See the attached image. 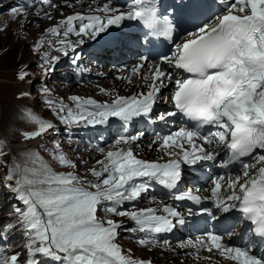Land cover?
I'll use <instances>...</instances> for the list:
<instances>
[{
    "label": "snow or ice",
    "instance_id": "6c2138e0",
    "mask_svg": "<svg viewBox=\"0 0 264 264\" xmlns=\"http://www.w3.org/2000/svg\"><path fill=\"white\" fill-rule=\"evenodd\" d=\"M84 3L63 0L68 8ZM44 7L58 9L60 5L51 0H23L9 11L26 22L30 15L26 9L39 15ZM170 7L171 18L159 14L155 0H133L127 10L113 7L112 0L102 6L93 0L85 12L66 16L61 12L63 18L45 29L44 36L32 45L38 52L50 37L48 48L64 57L73 53L71 64L75 66L81 58L76 49L86 40L97 41L124 21L138 22L148 35L163 37L174 46L170 55L156 61L140 56L124 70L126 74L116 77L128 85L135 77L139 81L135 86L145 90L128 96L117 93L111 102L71 95V104L51 96L45 103L66 131L107 125L112 118L122 126L136 119L167 125L169 118L177 115L185 118L188 126L166 135L154 134L148 147L156 146L155 150L163 153L157 160L139 158L134 152L143 132L120 135L109 148L94 149L102 158L86 176L55 171L39 151L20 153L18 159L3 166L6 171L0 178V211L7 213L0 218V264H151L124 253L117 243L121 231L142 234L137 241L141 247L169 245L167 239H158L159 235L171 233L185 219L175 208L145 194L155 183L175 201L199 204L202 197L192 190L173 194L183 180L182 165L215 163L221 151L226 159L218 166L239 164V173L213 177L211 188L206 189L210 196L204 199L211 200L216 211H237L243 221L250 222L249 231L264 240V0H179ZM40 18L52 20L53 16L45 11ZM181 31L184 38L176 43ZM72 36L78 39L73 41ZM40 59L39 67L47 77L60 58L45 51ZM29 75L19 71L17 79L23 82ZM165 90H169L167 96ZM42 91L48 94L51 90L45 86ZM99 93L113 95L103 87ZM28 95L21 91L17 98ZM161 101L172 110L153 116ZM23 115L35 126L20 132L26 143L44 141L59 131L33 111ZM51 142V149L44 143L38 148L49 152L59 166L77 169L61 150V142L55 138ZM6 155L0 144V157ZM80 163L87 167V161L81 159ZM225 192L229 194L225 196ZM144 198L157 207L137 208L136 202ZM125 204L132 207L124 209ZM101 211L105 219L99 218ZM188 211L192 214V209ZM202 212L216 218L208 209ZM109 216L127 218L135 226L125 227L123 220ZM16 240L21 243L15 244ZM182 246L215 252L234 264H264V255L257 256L251 245L232 246L217 233H207Z\"/></svg>",
    "mask_w": 264,
    "mask_h": 264
},
{
    "label": "rangeland",
    "instance_id": "374dc122",
    "mask_svg": "<svg viewBox=\"0 0 264 264\" xmlns=\"http://www.w3.org/2000/svg\"><path fill=\"white\" fill-rule=\"evenodd\" d=\"M17 1L13 2V4H11L12 2L7 0H2V2H0V25L4 26L2 29H0V142L8 145L4 146V151H6L8 155L0 157V178H2V175L4 174V167L1 166V163L3 162L5 165H8L14 158L18 159L20 153L27 150L39 151L40 155L49 162V164L54 168L55 171H74L78 175L86 176L88 169L93 167L97 159H93L92 157H85V159L83 160L88 162L87 167H85L80 163V161H76L75 155H73L72 153H68L70 149H68L69 145L68 143H66V140H64L66 146H61V150L65 152L69 159L73 160L77 164V169L59 166L55 161L52 160L51 154L49 152L38 148V145L40 143H44L49 149H51L53 147L51 141L54 137V134H51L44 141L37 140L27 143L24 142L20 136V132L35 127L25 120L23 115L25 111H33L36 115L40 116L43 119L56 118L50 108L42 107V103L40 102V100L32 98L27 99L26 97L22 99L17 98L18 93H20L21 91L26 92L27 88L30 86L28 77L23 82L17 79L19 71H27L29 69L32 74L37 73V77L34 78V84H36L37 82H42L41 84L44 83L43 85H46L47 88H49L51 91L53 90L55 93L61 92L63 94H71V89L68 88H73L74 92H77L78 94L88 95L92 93V90L94 92L96 90L89 87H81V90H84L79 91L74 86L76 84L72 82V77L70 75L63 76L62 73L59 72L58 74L55 73L53 75L56 76L55 79L58 82L54 83V87L57 88V91L55 88L48 84V78L46 77L45 79L44 74L38 75L42 73V69L41 67H39V65L41 64L40 57L42 53L48 51L50 55L58 56L59 52L48 48L47 39H50V37L45 38V44L40 48L38 52L33 51L32 45L42 36H44L45 29L53 26L59 19L56 12H53V9L49 10V8L48 11L51 12L55 18L53 17L52 20H46L40 18V16L42 17L44 15L45 11L39 12V15H36V12L30 10L31 8H29L26 9V11L30 13V15L27 17V21L24 22L20 17H13L9 11L11 6L22 3L19 0ZM54 3L59 4L58 1ZM62 6L63 4H61V7ZM59 9L60 8L55 9L57 10V13L59 12ZM25 65H27L26 68L24 67ZM102 72H104V69H102ZM53 76H51V78ZM104 80L110 83L109 78ZM27 104L33 105V109L27 110L25 108ZM72 142L74 143L71 144V148L77 145L76 141L72 140ZM76 149L77 148H75V151ZM76 153V157L78 158L83 156L82 151L77 150ZM6 215V211H3V216L1 218H4ZM98 215L100 219H105L102 212H99ZM14 243L20 244L21 240H16ZM117 243L121 246L125 254H129L136 259L152 257L153 260H156H154V262H156L157 264H191V262L188 263L189 258L187 260V258L179 257H166V263H164V257H161L159 255L161 251L138 249L136 245L126 241L124 238H120ZM129 250H131L130 253ZM175 259L176 261H174ZM193 262L195 264L196 259Z\"/></svg>",
    "mask_w": 264,
    "mask_h": 264
},
{
    "label": "bare ground",
    "instance_id": "6f19581e",
    "mask_svg": "<svg viewBox=\"0 0 264 264\" xmlns=\"http://www.w3.org/2000/svg\"><path fill=\"white\" fill-rule=\"evenodd\" d=\"M58 1V0H57ZM58 3H59V1H58ZM60 4V3H59ZM173 4H176V2H174ZM61 6V5H60ZM85 9H86V5H84V6H82V8H81V10L82 11H85ZM49 10H51V9H49ZM59 11H61V9H59ZM53 16V15H52ZM54 17V16H53ZM58 17V16H57ZM55 18V17H54ZM47 20V19H46ZM48 22V21H47ZM99 70V68L97 69V71ZM94 71V70H93ZM92 71V72H93ZM105 72V71H104ZM74 84H76V85H74L75 87H76V89L77 90H79V91H82V90H84V89H82L81 90V87H84V86H81V85H78L77 83H75V82H73ZM115 84L116 85H118L119 84V81H116L115 82ZM121 84L122 85H124V83L123 82H121ZM103 85L104 86H106V87H109L110 86V83L108 82V81H106V80H102V82H99V86H98V88H97V86L96 85H91V88H93V89H95V90H99V87H103ZM91 91V90H90ZM85 92H87V91H85ZM92 93L94 92L93 90L91 91ZM89 95V94H88ZM127 147V146H126ZM180 252V256H179V258H185V257H183V254L186 252V251H179ZM167 252H165L164 254H166ZM158 259V258H157ZM167 259V258H166ZM196 258H192V259H190L189 258V261H188V263L189 262H192V261H194ZM155 260V259H154ZM187 260H188V258H187ZM156 261V260H155ZM158 261V260H157ZM164 263H166V260H165V257H164ZM162 261V262H163ZM174 261H176V259L174 260ZM190 264V263H189ZM195 264H197V263H195ZM199 264H210V261H206V260H201V262L199 263Z\"/></svg>",
    "mask_w": 264,
    "mask_h": 264
}]
</instances>
